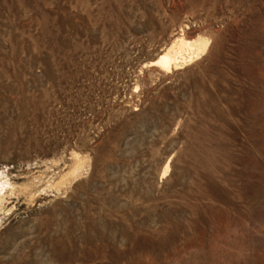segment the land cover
I'll list each match as a JSON object with an SVG mask.
<instances>
[{
  "label": "rangeland",
  "instance_id": "rangeland-1",
  "mask_svg": "<svg viewBox=\"0 0 264 264\" xmlns=\"http://www.w3.org/2000/svg\"><path fill=\"white\" fill-rule=\"evenodd\" d=\"M0 264H264V0H0Z\"/></svg>",
  "mask_w": 264,
  "mask_h": 264
},
{
  "label": "bare ground",
  "instance_id": "bare-ground-1",
  "mask_svg": "<svg viewBox=\"0 0 264 264\" xmlns=\"http://www.w3.org/2000/svg\"><path fill=\"white\" fill-rule=\"evenodd\" d=\"M173 58H175V56L174 57H171L170 51H169V52H166L162 57H160V59L155 64L157 66H162L164 68H170L171 65H173L174 63H176V60H174Z\"/></svg>",
  "mask_w": 264,
  "mask_h": 264
}]
</instances>
